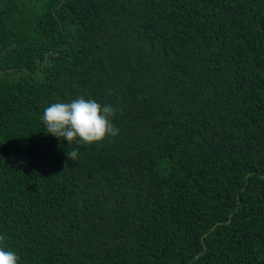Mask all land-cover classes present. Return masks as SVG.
Returning <instances> with one entry per match:
<instances>
[{"label": "trees", "instance_id": "16d2710c", "mask_svg": "<svg viewBox=\"0 0 264 264\" xmlns=\"http://www.w3.org/2000/svg\"><path fill=\"white\" fill-rule=\"evenodd\" d=\"M80 96L118 136L46 133ZM0 236L19 264H264V0H0Z\"/></svg>", "mask_w": 264, "mask_h": 264}, {"label": "clouds", "instance_id": "9594fccd", "mask_svg": "<svg viewBox=\"0 0 264 264\" xmlns=\"http://www.w3.org/2000/svg\"><path fill=\"white\" fill-rule=\"evenodd\" d=\"M116 109L110 104H100L95 99L80 96L71 102L52 103L44 109L42 121L46 133L73 144H94L108 137L119 135L113 123ZM72 148V147H70ZM69 159L75 161L78 152L73 148L67 152ZM4 237L0 236V244ZM20 257L10 250L0 247V264H19Z\"/></svg>", "mask_w": 264, "mask_h": 264}]
</instances>
